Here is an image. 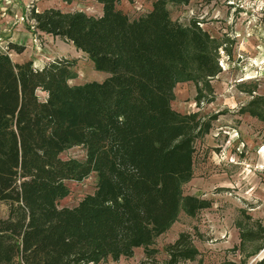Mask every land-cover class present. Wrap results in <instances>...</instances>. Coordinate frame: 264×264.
<instances>
[{
  "label": "trees",
  "instance_id": "1",
  "mask_svg": "<svg viewBox=\"0 0 264 264\" xmlns=\"http://www.w3.org/2000/svg\"><path fill=\"white\" fill-rule=\"evenodd\" d=\"M94 1L102 8L97 16L32 7L27 19L34 30L71 42L108 74L104 80L71 85L77 58L56 57L38 69L0 49V201L8 204L0 217V264L116 261L138 247L145 254L139 264H183L198 254L185 232L165 246L163 261L150 246L181 204L190 215L209 206L181 196L195 139L208 125L171 102L178 81L220 71L212 40L194 22L184 27L171 19L168 4L186 0H153L136 19L118 0ZM73 146L85 148L83 160L60 157ZM91 173L94 192L58 207L69 194L66 181ZM239 264H264V255Z\"/></svg>",
  "mask_w": 264,
  "mask_h": 264
},
{
  "label": "rangeland",
  "instance_id": "2",
  "mask_svg": "<svg viewBox=\"0 0 264 264\" xmlns=\"http://www.w3.org/2000/svg\"><path fill=\"white\" fill-rule=\"evenodd\" d=\"M24 1L0 0V14L14 3L12 9L24 18L32 7L36 9L37 0ZM152 2L118 0L117 7L136 19L150 10ZM53 4L66 12L83 11L95 16L102 12L94 0H53ZM167 7L173 21L184 27L194 22L209 35L220 71L208 79L178 81L171 102L176 112L196 114L203 126L208 125L195 139L192 176L181 185V196L206 200L209 206L190 215L181 204L176 220L150 247L156 251V259L163 261L167 258L165 246L185 232L198 254L195 260L183 264H239L241 259L250 263L264 255V0H186ZM19 18L35 37L33 45L9 43L7 51L13 62L17 60L13 51L21 53L31 45L27 52L37 55L44 65L59 54H76L69 57L77 58L71 85L102 81L108 76L96 70L86 55L78 50L73 53L65 38L40 35L32 28V21ZM37 94L40 99L46 96L40 90ZM60 157L83 160L85 148L70 147ZM66 184L69 194L57 205L71 208L94 192L96 174ZM7 212L8 204L0 201V217ZM249 231L255 232L254 236L242 239V233ZM144 255V248L138 247L130 257L90 264H139Z\"/></svg>",
  "mask_w": 264,
  "mask_h": 264
},
{
  "label": "crops",
  "instance_id": "3",
  "mask_svg": "<svg viewBox=\"0 0 264 264\" xmlns=\"http://www.w3.org/2000/svg\"><path fill=\"white\" fill-rule=\"evenodd\" d=\"M5 1H9V0H5ZM29 0L24 1V4H27ZM13 5H10L9 10L6 13H3L2 17L0 18V36L3 37L4 41H7L8 43L13 44H21L23 46L28 45L29 43H31V45H33L32 41L33 38L35 37L29 29H27L21 22L18 21V16H20V12L19 11H14V9H12ZM9 7V6H8ZM56 8L53 4V0H37L36 2V11H42L46 8ZM16 12V14L13 16V13ZM4 15L6 16V18H4ZM7 20V23H4ZM32 25V24H31ZM40 35H45V36H49V34H46L44 32H37ZM52 37V35H50ZM71 43V42H70ZM31 45L29 47H31ZM72 45V49L74 50L73 53L77 50L73 44ZM10 46V44H9ZM13 47V46H12ZM28 46H26L23 51L21 53H17L16 51H13L14 54V58H16L17 60H14L15 63H22L24 61H32L33 66L35 68H42L44 66V61L42 60H38L37 55L34 54V57L32 56L31 53L27 52L29 49ZM37 47V46H36ZM10 49V47H9ZM79 53L84 54L83 52L79 51ZM76 55V54H75ZM75 55H64V54H59L55 57H75ZM10 56V54H9ZM77 56V55H76ZM52 57V56H51ZM11 58V57H10ZM41 58V57H40ZM41 61V62H40Z\"/></svg>",
  "mask_w": 264,
  "mask_h": 264
},
{
  "label": "built area",
  "instance_id": "4",
  "mask_svg": "<svg viewBox=\"0 0 264 264\" xmlns=\"http://www.w3.org/2000/svg\"><path fill=\"white\" fill-rule=\"evenodd\" d=\"M0 11H2V8H1V10ZM3 12V11H2ZM1 16H2V13L0 14ZM24 18L26 19V20H28L27 19V14H24ZM24 18H23V16L22 15H20V18H19V20H24ZM32 24H33V22H32ZM8 42L7 41H3V39H1V37H0V49L2 50V51H5V52H7L8 53V51L7 50H9V46H8Z\"/></svg>",
  "mask_w": 264,
  "mask_h": 264
},
{
  "label": "water",
  "instance_id": "5",
  "mask_svg": "<svg viewBox=\"0 0 264 264\" xmlns=\"http://www.w3.org/2000/svg\"><path fill=\"white\" fill-rule=\"evenodd\" d=\"M256 258H257V257H256ZM256 258H254L251 262H253ZM251 262H250V263H251Z\"/></svg>",
  "mask_w": 264,
  "mask_h": 264
}]
</instances>
